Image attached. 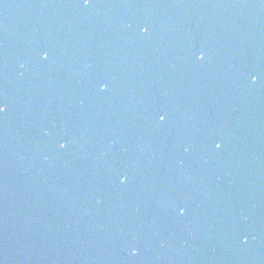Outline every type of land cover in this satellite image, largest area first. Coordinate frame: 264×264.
I'll return each instance as SVG.
<instances>
[{
    "label": "water",
    "instance_id": "obj_1",
    "mask_svg": "<svg viewBox=\"0 0 264 264\" xmlns=\"http://www.w3.org/2000/svg\"><path fill=\"white\" fill-rule=\"evenodd\" d=\"M0 264H264V0H0Z\"/></svg>",
    "mask_w": 264,
    "mask_h": 264
}]
</instances>
